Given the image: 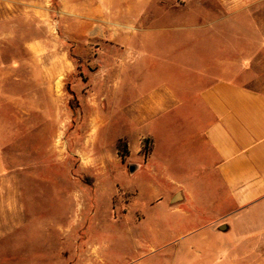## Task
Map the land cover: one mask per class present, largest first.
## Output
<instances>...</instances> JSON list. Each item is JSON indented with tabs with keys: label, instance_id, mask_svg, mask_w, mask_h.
I'll use <instances>...</instances> for the list:
<instances>
[{
	"label": "rangeland",
	"instance_id": "374dc122",
	"mask_svg": "<svg viewBox=\"0 0 264 264\" xmlns=\"http://www.w3.org/2000/svg\"><path fill=\"white\" fill-rule=\"evenodd\" d=\"M136 1L130 11L120 13L117 6L111 13L123 26L119 32L131 40L130 60L118 75L88 76L78 65L68 79L73 96L66 95L70 110L64 109L63 125L32 115L19 126L24 137L11 140L8 119L7 133L0 136L8 180L0 187V229L5 230L0 264L231 260L232 231L219 230L221 225L231 229V220L216 221L225 199L222 189L206 179L188 181L190 174L176 165L195 153L187 145L195 135L188 123L194 109L183 103L140 126L136 86L144 101L168 92L182 102L195 101L206 84L199 74L206 69L219 78L224 66L218 64L233 62L238 81L252 80L253 88L264 91V0ZM45 3L43 16L33 13V20L59 22V31L70 39L71 29L63 25L75 19L60 14L56 0ZM23 16L11 13V20L20 23ZM137 39L144 45L137 47ZM136 56L142 68L138 77ZM149 135L170 173L147 168ZM119 141L125 150L118 151ZM166 178L182 181L195 198L210 201L196 205L204 215L177 203L180 198L174 201L180 188ZM197 184L205 187L194 188Z\"/></svg>",
	"mask_w": 264,
	"mask_h": 264
},
{
	"label": "crops",
	"instance_id": "0c3cea01",
	"mask_svg": "<svg viewBox=\"0 0 264 264\" xmlns=\"http://www.w3.org/2000/svg\"><path fill=\"white\" fill-rule=\"evenodd\" d=\"M136 2L56 0L60 14L75 19L63 25L71 29L67 33L70 39H66L59 31V22L50 26L45 21L33 20V13L43 16L45 0H0V136L7 133L5 125L11 119V140L21 139L25 133L19 126L29 123L30 117L36 114L44 122L46 119L63 125L64 109L70 110L66 95L73 96L68 79L79 69L70 58L71 52L81 59L80 65L88 76L110 77L119 71L130 60L132 52L127 45L131 40L119 32L123 26L111 19V13L117 6L120 13L124 8L130 11ZM16 12L24 15L20 23L11 20V13ZM142 45L143 40L137 39V47ZM135 59L138 77L142 68L139 57ZM218 65L224 66L220 68L219 78L206 69L199 74L206 84L198 91L195 101L182 102L170 92L144 101L136 86V121L144 126L183 103L194 109L188 123L195 135L187 145L195 153L176 165L190 174L188 181L206 179L218 183L222 189L225 199L219 202L216 221L231 220V229L223 230L222 234L232 231L233 241L231 260L219 263L264 264V91L253 88L252 80L238 81L233 62ZM128 95L125 93V99ZM34 124L40 125V122ZM150 138L152 147L147 168L155 173H170L172 170L159 160ZM6 170L0 137V187L8 183ZM166 181L180 188L177 203L190 206L193 212L204 215L196 205L212 204L198 200L183 189L182 181L173 178ZM3 234L5 230L0 229V235ZM222 248L228 252L226 246Z\"/></svg>",
	"mask_w": 264,
	"mask_h": 264
},
{
	"label": "trees",
	"instance_id": "16d2710c",
	"mask_svg": "<svg viewBox=\"0 0 264 264\" xmlns=\"http://www.w3.org/2000/svg\"><path fill=\"white\" fill-rule=\"evenodd\" d=\"M70 58L77 64V66L82 63L81 59L76 57L72 52L70 54ZM117 149H118V151L125 150L126 149V145L122 146L121 141H119L118 145H117Z\"/></svg>",
	"mask_w": 264,
	"mask_h": 264
},
{
	"label": "water",
	"instance_id": "95a60500",
	"mask_svg": "<svg viewBox=\"0 0 264 264\" xmlns=\"http://www.w3.org/2000/svg\"><path fill=\"white\" fill-rule=\"evenodd\" d=\"M129 170H130V172H134L135 167H132V166H131V167L129 168ZM179 198H180L179 194H176L175 197L173 198V200H174V201H177ZM225 229H226V226H225V225H221V226L219 227V230H225Z\"/></svg>",
	"mask_w": 264,
	"mask_h": 264
}]
</instances>
